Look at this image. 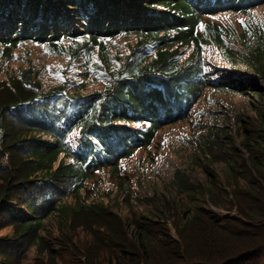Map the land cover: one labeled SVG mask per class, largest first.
<instances>
[{
	"label": "trees",
	"instance_id": "obj_1",
	"mask_svg": "<svg viewBox=\"0 0 264 264\" xmlns=\"http://www.w3.org/2000/svg\"><path fill=\"white\" fill-rule=\"evenodd\" d=\"M263 4L0 0V248L8 251L0 264H27L32 255L31 264H264L263 148L247 143L241 124L243 146L228 128L235 159L216 155L233 177L223 183L204 166L207 184H197L227 215L169 200L158 211V193L127 191L129 175L138 178L161 149L164 125L187 118L200 94L207 103L193 117L216 131L226 129L230 92L262 103ZM225 12L240 17H206ZM26 43L46 52L73 44L48 67L19 51ZM254 103L264 143V110ZM244 176L251 188L236 180ZM127 206L140 211L133 235L122 219ZM46 220L56 227L51 240L41 233ZM225 238L259 239L238 248Z\"/></svg>",
	"mask_w": 264,
	"mask_h": 264
},
{
	"label": "rangeland",
	"instance_id": "obj_2",
	"mask_svg": "<svg viewBox=\"0 0 264 264\" xmlns=\"http://www.w3.org/2000/svg\"><path fill=\"white\" fill-rule=\"evenodd\" d=\"M261 11L264 13V9ZM206 17L211 21H214L217 18L236 21L237 18L240 17V14L225 12L218 13L213 17ZM72 44L73 43H69L67 46L60 45L57 48H49L46 52L45 49L43 50V48L38 45L26 43L24 46L19 48V51L22 52L23 50H32V58L39 61L41 64H46L48 67H51L56 62L55 58L59 59L69 53V47ZM216 66L219 68L218 65ZM51 80L52 78L50 76L46 79L47 82ZM80 80L82 81L81 78ZM99 84L102 85L101 82H99ZM183 88L187 90L189 87L183 86ZM187 92L190 91L187 90ZM204 93H210V88L205 89ZM197 98V104H195L189 112V109L185 107V112H188L189 114H187V118H179L164 125L165 131L160 141L161 149L158 151L157 155L153 156L144 163L143 173H141L138 178L136 174L129 175L132 183L127 184V191H132L134 188H136L137 195L140 198H143V196H152L155 193H158L159 197H155L156 202L159 203L163 200H169L179 209L190 208L195 210L203 204L206 209L210 210V205L214 206L212 203H210V194H208V191L203 192V190L198 186H205V184H207L208 178H205V173L202 168L204 166L215 168L218 172V177L222 176L220 180L223 183L233 177H231L230 170L226 166L225 160L217 158L216 155L226 154L228 157L235 159L237 151L234 150L232 139L234 140L236 146L239 145V142L240 146H243L241 141L242 137L239 135L237 137V129L240 124L242 131L248 133L249 135L247 143L251 144L250 146L252 148H257V144L263 148L261 158L264 161V143L256 139L259 136L258 133H262L261 131L263 128L260 120L256 117V115L259 116L261 112H256L251 108V105L256 100H252L248 96H238L230 92L229 103L233 107L228 109L222 108L227 110V119L229 122L225 119L223 121V124L225 125L221 128L226 129L218 128L216 131L215 129L210 128V126L204 127L199 122V116L193 117V113L199 112V110H201V108L207 103L206 95L200 94V97ZM211 99L219 103L222 102L221 96L218 94V92H215ZM254 105H256L255 108H259L263 111L264 99L262 100V103H254ZM229 109L233 110L231 111ZM192 111L194 112L192 113ZM238 117L241 123L237 122ZM205 121L211 125L208 116H205ZM228 128H231L235 133V135L234 133L231 135V140L228 137V134L230 133V129ZM223 136L226 137L221 139ZM71 137L73 138V134ZM220 140L223 144L220 142ZM240 146L238 150L243 152L244 150ZM105 150L108 149L106 148ZM213 153H215L214 158ZM125 164L130 165L131 160L126 159ZM236 180L239 182L240 186H243L244 188H251L249 186L250 184L248 183L249 179L247 176ZM167 191H170V193H167ZM163 194L165 196H162ZM133 200L140 203L139 199ZM160 207L161 205H159L158 211H161ZM214 207L216 208V206ZM139 212L140 211H138V213H130L128 206L122 208V219L123 221L126 220V223H128L127 230L131 235H133L132 230L139 222ZM217 212L222 213L223 215L228 214L222 209H219ZM232 214H235V210L232 212ZM254 215L260 216L256 213H254ZM55 232L56 227L54 226L53 222L46 220L44 222V227L41 230L43 236H45L46 239L51 240V237ZM257 239L259 238H250L249 240L236 243L231 239L225 238L224 242L228 246H235L239 248L247 242L255 241ZM132 249L135 251V248ZM152 249L153 247L150 250ZM128 257L137 258L136 255L125 252L124 258L127 259Z\"/></svg>",
	"mask_w": 264,
	"mask_h": 264
},
{
	"label": "clouds",
	"instance_id": "obj_3",
	"mask_svg": "<svg viewBox=\"0 0 264 264\" xmlns=\"http://www.w3.org/2000/svg\"><path fill=\"white\" fill-rule=\"evenodd\" d=\"M210 208H211V209H215V207H214V206H212V205H210Z\"/></svg>",
	"mask_w": 264,
	"mask_h": 264
},
{
	"label": "bare ground",
	"instance_id": "obj_4",
	"mask_svg": "<svg viewBox=\"0 0 264 264\" xmlns=\"http://www.w3.org/2000/svg\"><path fill=\"white\" fill-rule=\"evenodd\" d=\"M208 54H209V53H208ZM208 54H207V55H208ZM209 56H210V55H208L207 58H210ZM212 59H213V58H212Z\"/></svg>",
	"mask_w": 264,
	"mask_h": 264
},
{
	"label": "snow or ice",
	"instance_id": "obj_5",
	"mask_svg": "<svg viewBox=\"0 0 264 264\" xmlns=\"http://www.w3.org/2000/svg\"><path fill=\"white\" fill-rule=\"evenodd\" d=\"M79 39H83L82 37H80Z\"/></svg>",
	"mask_w": 264,
	"mask_h": 264
}]
</instances>
